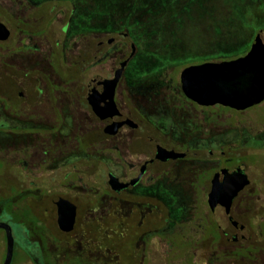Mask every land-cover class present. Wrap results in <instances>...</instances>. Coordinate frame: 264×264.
Listing matches in <instances>:
<instances>
[{
	"label": "flooded vegetation",
	"instance_id": "obj_1",
	"mask_svg": "<svg viewBox=\"0 0 264 264\" xmlns=\"http://www.w3.org/2000/svg\"><path fill=\"white\" fill-rule=\"evenodd\" d=\"M18 1L16 23L12 27L0 18L9 31L5 39L0 38V122L5 123L7 129L5 133L0 132V167L5 166L3 171L0 168V179L9 181L21 193L29 188H33L35 194L39 193L47 180L53 178L66 180L69 191L85 189L95 194V178L101 168L107 180L110 174L118 181L128 183L119 190L112 189L107 183V196L115 198L133 192L153 198L152 206L143 205L148 208L145 215L153 212L157 215L162 211L159 201L164 194L174 199L181 196L206 198L209 214L214 216L207 198L214 193L215 173L245 165L246 174L250 163L259 154L264 156V132L258 134L251 121V114L264 99L244 109L200 103L196 100L198 72L205 64L244 57L252 43L237 55L196 56L190 61L176 62L135 78L128 76V67L136 58L138 46L134 41L127 45V32L113 34L108 29H96L89 35L80 34L73 48L65 34L67 22L57 26L47 23L37 29L34 27L37 21L34 5L30 0ZM50 26L52 34L44 52L49 57L43 58L40 46L34 44L33 39L36 35L43 36V28ZM73 49L77 60H66V55ZM124 60L127 62L112 86V101L125 119H119L115 125V119L100 108L98 94L104 81L114 79L118 64ZM6 132L11 134L10 137ZM260 137L262 140L258 143ZM98 147L110 151L106 165L97 164ZM162 149L179 155L165 156L163 152L159 153ZM6 153L13 155L14 162L3 156ZM158 153L162 157H157ZM67 156L70 160L63 162ZM86 163L91 166L90 173ZM86 178L92 181L87 183ZM3 187L0 186L1 196ZM6 189L9 194H14L11 189ZM72 203L76 214L73 228L68 232L58 228L56 201L49 211L54 215L60 234L71 235L76 228L78 205ZM25 208L27 219L35 225L36 232L42 234V240H36L45 244L40 253L42 259L47 262L46 255H50L53 263L58 264L56 253L47 249L48 241L57 244L55 238L50 236L31 206ZM218 208L222 207L216 205ZM189 209L199 210L196 205ZM18 211L17 206L0 207V221L9 224L11 232L17 235L13 238L12 259L18 257L26 264L24 260H36V256L27 255L18 248V235L26 238L21 235L22 223L18 222L21 218L14 217ZM4 213L10 217H5ZM139 216L144 218L141 213ZM12 217L14 223L9 220ZM187 220L180 223L178 219L160 221L158 226L147 228L145 235L149 237L146 241L140 234L135 236L136 243L144 245L142 260L146 263L150 259L152 239L168 244L173 242L172 238L178 239L179 234L190 230L186 226ZM216 224L221 229L218 222ZM179 228L182 229L180 233ZM223 237L225 239L224 234ZM2 244L5 252V233L0 229V264L4 257ZM15 249L20 253L16 255ZM89 251L92 253V249ZM76 253L81 263L93 260L83 257L81 249Z\"/></svg>",
	"mask_w": 264,
	"mask_h": 264
},
{
	"label": "rangeland",
	"instance_id": "obj_2",
	"mask_svg": "<svg viewBox=\"0 0 264 264\" xmlns=\"http://www.w3.org/2000/svg\"><path fill=\"white\" fill-rule=\"evenodd\" d=\"M19 3L18 0H0V11H3L0 12V18L11 27L16 23ZM30 4L34 5V18L37 19L34 27L37 29L47 23L57 26L67 22L65 34L67 40L73 43V48L74 41L80 34L89 35L96 29H108L113 34L117 31L127 32V45L129 41H134L138 46L136 58L128 67V76L135 78H142L146 73L176 62L190 61L196 56L237 55L252 43L256 32L264 28V0H30ZM50 28L51 26L43 28L45 34L36 35L33 39L34 44L40 46L43 58L48 56L44 52L52 34ZM71 52L65 59L77 60L75 50ZM251 121L258 134L264 132V102L255 108ZM0 124V132L5 133V123L1 121ZM6 133L10 137L11 134ZM261 140L260 137L257 142L260 143ZM66 150L70 151L69 148ZM3 156L14 162L12 154L6 153ZM20 158L26 159V156ZM66 158L63 162L70 160V157ZM109 158L110 151L98 147L97 164L106 165ZM256 160L258 159L253 160L246 170L249 186L234 200L229 210L232 217L246 225L251 233L248 244L253 250L237 264H264V165ZM86 164L90 173L91 166ZM4 168L3 164L2 171ZM106 180L107 176L99 168L95 178V194L88 193L85 189L69 191L66 180L53 178L47 180L43 185L45 187H41V191L35 194L33 188L21 193L9 181L0 179V186H4L3 195H0V207L17 206L20 211L17 216L21 220L18 222L22 223L21 235L26 238L18 235V248L27 255L36 256L38 262L42 260L43 255H40L39 249L41 250V245L44 248L45 244L38 242L42 240V234L36 232L37 228L26 217L27 203L50 232V236L55 238L57 244L48 241L47 249L48 252L56 253L58 264L77 256L78 249L84 251L83 257L95 260V264H106L104 261L109 264H185L181 259L178 262L171 261L172 258L182 257V254L176 250L171 253L169 245L163 240L156 241L152 238L150 240L154 243H149L150 259L145 263L141 254L144 245L136 243L135 236L140 234L146 241L149 237L145 235L147 228L158 226L160 221L189 218L193 221L187 220L186 226L190 227V233H195L193 226H203L201 212L189 209V206L197 205V198L181 196L174 199L162 194V201H159L162 211L157 212V215L154 212L145 215L148 208L144 206H152L153 198L133 192L115 198L107 196L109 187ZM84 181L89 183L92 180L86 178ZM6 188L11 189L14 194H9ZM58 195L78 205L79 217L71 235L60 234L54 215L49 213ZM202 201L205 202L206 209L204 216L208 217L210 214L206 198H202ZM216 204L219 205L218 202ZM140 213L144 216L143 219L139 216ZM213 214V222L223 225V208L216 209ZM110 222H115L113 227ZM181 231L179 228V233ZM218 232L220 241L214 245L215 249L226 254L233 246L226 244L221 229L218 228ZM12 234L13 238H17L14 231ZM171 240L172 244L178 243L176 238ZM1 246L4 253V244ZM203 246L204 248L194 250V264H205L208 260L209 247ZM91 249L92 253L89 251ZM183 255L182 258L189 257L187 251ZM46 257L47 263H50L51 256ZM20 263L22 261L17 257L15 264ZM26 264L31 263L26 261Z\"/></svg>",
	"mask_w": 264,
	"mask_h": 264
},
{
	"label": "water",
	"instance_id": "obj_3",
	"mask_svg": "<svg viewBox=\"0 0 264 264\" xmlns=\"http://www.w3.org/2000/svg\"><path fill=\"white\" fill-rule=\"evenodd\" d=\"M8 33L6 26L0 22V38L5 39ZM126 62L127 60H124L118 64L114 79L104 81L105 83L98 94L100 108L115 119V125H118L119 119L124 120L125 118L114 107L112 86L120 76ZM198 73L196 100L200 103H219L235 109H244L262 101L264 99V28L256 32L251 50L247 55L233 61L202 65ZM162 152L165 156L170 157L179 155L163 149L159 153ZM159 153L157 157H162ZM244 167L245 165H239L232 170L223 169L215 173L213 177L214 193L207 198L208 206L212 212H215L217 202L225 212L223 225H219L228 242L249 240L251 237L249 228L235 220L229 211L234 198L249 184ZM107 183L114 190L122 189L128 185V183L118 181L110 174ZM56 209L58 228L63 232L70 231L75 220V205L68 199L59 196L56 199ZM0 229L5 233V252L1 264H10L14 244L11 227L6 222L0 221Z\"/></svg>",
	"mask_w": 264,
	"mask_h": 264
},
{
	"label": "trees",
	"instance_id": "obj_4",
	"mask_svg": "<svg viewBox=\"0 0 264 264\" xmlns=\"http://www.w3.org/2000/svg\"><path fill=\"white\" fill-rule=\"evenodd\" d=\"M257 159L258 160H256V162L264 165V156H258ZM196 206L199 209L198 211H201V215L203 216V218H201V221H203V226L202 227L193 226L194 229H196L195 233H190L191 230H188L187 233L179 234L177 239L178 243L176 244L168 243L171 253H173V250H176L177 252L181 253L182 254L181 256L183 257L184 256L183 253L187 251L189 253V257L185 259L179 256L176 258H172L171 261L178 262L181 259L185 261V264H194V255H195L194 250L195 249L197 250L200 247L204 248L203 245H207V247H209L210 250L208 260L205 262V264H237L238 262H241L246 257H248V254L253 250L251 248V245L248 244L251 237L249 240H240L237 242H228L227 240H225L228 246H233L232 249L230 250L227 249L228 251L226 252V254H224L220 250H216L214 245L217 244L218 241H220V235L218 232L219 227L217 226L216 222H213L211 214L208 217H206V215L204 216L205 214L204 211L206 212V209L204 208L205 202L202 201V198H197ZM19 213L20 211L14 213V217L18 218L17 215ZM4 216L10 217L7 213H4ZM9 220L12 223H14L15 221L13 217L12 219L9 218ZM189 221H193V220L190 218ZM114 224L115 222L112 223L110 222L111 227H113ZM42 251L44 250L41 245V250L39 249V252L43 253ZM14 253L17 255L20 253V251L18 249H15ZM28 261L31 264H54L52 260L50 263L45 262V260L43 259L39 262L37 260H28ZM85 261L81 263V261H79L78 258L75 256V257L67 258V260L63 261L62 263L63 264H95V260H85ZM25 262L26 261L24 260L23 263ZM104 262H106V264H109L107 261ZM14 263H15V259L14 260L12 259L11 264Z\"/></svg>",
	"mask_w": 264,
	"mask_h": 264
}]
</instances>
